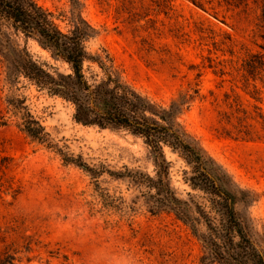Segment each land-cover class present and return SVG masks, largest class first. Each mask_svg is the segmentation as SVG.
Listing matches in <instances>:
<instances>
[{
  "label": "rangeland",
  "instance_id": "1",
  "mask_svg": "<svg viewBox=\"0 0 264 264\" xmlns=\"http://www.w3.org/2000/svg\"><path fill=\"white\" fill-rule=\"evenodd\" d=\"M36 1L69 30L72 0ZM203 1L206 8L192 0H80L97 31L87 45L109 54L123 78L156 103L194 97L180 122L244 197L237 211L263 243L264 87L243 70L251 53L264 52L260 9L252 0L246 9ZM12 40L53 71H69L37 40L14 33ZM17 98L54 145L82 157L98 177L23 131L9 102ZM74 112L25 78L9 82L0 54V256L15 255V264H203L206 250L191 227L156 209L157 190L147 181L157 166L145 140L77 123ZM165 154L176 194L205 203L206 194L186 181V160L169 147Z\"/></svg>",
  "mask_w": 264,
  "mask_h": 264
},
{
  "label": "trees",
  "instance_id": "2",
  "mask_svg": "<svg viewBox=\"0 0 264 264\" xmlns=\"http://www.w3.org/2000/svg\"><path fill=\"white\" fill-rule=\"evenodd\" d=\"M259 6L264 27V0H252ZM192 2L206 8L205 1ZM69 30L59 23V16L36 0H0V54L6 62L7 80L25 78L40 90L48 91L74 106V120L85 126L102 129H124L143 138L151 148L157 166V177L147 184L157 190L156 209L173 211L188 224L206 250L203 264H264V242L261 243L247 221L237 211L241 197L224 169L200 146L180 122L193 96L181 94L168 106L156 103L128 83L109 54L93 53L88 41L97 31L83 17L80 0H72ZM235 8L249 6L250 0H232ZM62 16V14H60ZM14 34L33 38L49 50L57 61L68 66V72L53 71L12 40ZM264 37V35H263ZM264 48V46H261ZM244 74L264 87V52L251 53L243 63ZM21 115V128L33 139L55 147L68 163H75L94 177L100 174L80 158L69 156L53 143L42 121L26 105L25 98L9 101ZM183 157L191 167L186 181L206 194V202L180 198L170 179V162L165 148ZM11 253L0 256V264H15Z\"/></svg>",
  "mask_w": 264,
  "mask_h": 264
}]
</instances>
